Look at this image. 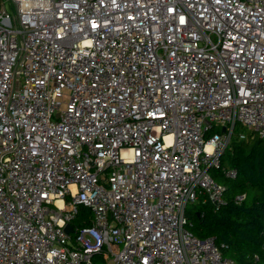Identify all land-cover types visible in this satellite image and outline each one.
I'll return each instance as SVG.
<instances>
[{
	"label": "built area",
	"instance_id": "1",
	"mask_svg": "<svg viewBox=\"0 0 264 264\" xmlns=\"http://www.w3.org/2000/svg\"><path fill=\"white\" fill-rule=\"evenodd\" d=\"M239 124L264 0H0V264H238L186 210L225 203Z\"/></svg>",
	"mask_w": 264,
	"mask_h": 264
},
{
	"label": "trees",
	"instance_id": "2",
	"mask_svg": "<svg viewBox=\"0 0 264 264\" xmlns=\"http://www.w3.org/2000/svg\"><path fill=\"white\" fill-rule=\"evenodd\" d=\"M223 162L238 172L231 179L219 169L212 170L226 187L225 203L214 211L201 197L186 210L187 228L201 239L212 237L224 244L223 254L238 264H264V139L250 133L246 139L233 140ZM239 194L246 196L238 203ZM89 214L82 206L75 224H88Z\"/></svg>",
	"mask_w": 264,
	"mask_h": 264
},
{
	"label": "rangeland",
	"instance_id": "3",
	"mask_svg": "<svg viewBox=\"0 0 264 264\" xmlns=\"http://www.w3.org/2000/svg\"><path fill=\"white\" fill-rule=\"evenodd\" d=\"M8 7H9V5H8ZM13 12V11H12ZM65 106V105H64ZM241 133H247V136L250 134V131L248 130V129H246L245 127H243L242 125H238L237 127H236V130H235V135H234V138H233V140H238L239 139V135L241 134Z\"/></svg>",
	"mask_w": 264,
	"mask_h": 264
},
{
	"label": "water",
	"instance_id": "4",
	"mask_svg": "<svg viewBox=\"0 0 264 264\" xmlns=\"http://www.w3.org/2000/svg\"><path fill=\"white\" fill-rule=\"evenodd\" d=\"M66 229L68 232H73V226L71 224H68Z\"/></svg>",
	"mask_w": 264,
	"mask_h": 264
}]
</instances>
